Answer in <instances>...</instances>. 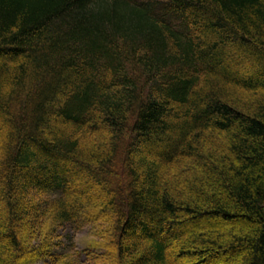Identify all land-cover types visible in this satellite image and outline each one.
Instances as JSON below:
<instances>
[{
    "label": "trees",
    "instance_id": "1",
    "mask_svg": "<svg viewBox=\"0 0 264 264\" xmlns=\"http://www.w3.org/2000/svg\"><path fill=\"white\" fill-rule=\"evenodd\" d=\"M0 264H264V0H0Z\"/></svg>",
    "mask_w": 264,
    "mask_h": 264
},
{
    "label": "rangeland",
    "instance_id": "2",
    "mask_svg": "<svg viewBox=\"0 0 264 264\" xmlns=\"http://www.w3.org/2000/svg\"><path fill=\"white\" fill-rule=\"evenodd\" d=\"M70 230L66 229L62 234L65 236L66 234H70ZM75 233V232H74ZM95 240L93 235H91L90 228L88 226L84 227L82 230L75 233V235L72 238V242L74 243L75 248L78 251H82L83 249L87 248L89 245L92 244V242ZM64 243H67V239L64 240Z\"/></svg>",
    "mask_w": 264,
    "mask_h": 264
}]
</instances>
